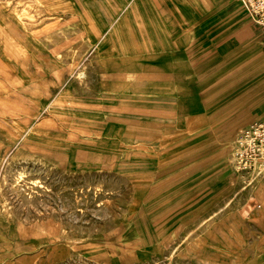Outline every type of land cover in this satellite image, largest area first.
Returning <instances> with one entry per match:
<instances>
[{"label":"rangeland","instance_id":"374dc122","mask_svg":"<svg viewBox=\"0 0 264 264\" xmlns=\"http://www.w3.org/2000/svg\"><path fill=\"white\" fill-rule=\"evenodd\" d=\"M225 3L203 26L185 8L199 0H0V264H264L258 200L239 214L255 183L223 160L238 118L243 129L264 116L253 110L264 71L241 76L264 57L216 49L234 24L264 43V0ZM133 9L155 18L165 49L132 42ZM76 27L92 41L77 59L56 41L75 44ZM222 94L217 111L234 118L214 147L208 125L187 129L184 117ZM232 191L227 224L169 259L183 228Z\"/></svg>","mask_w":264,"mask_h":264},{"label":"crops","instance_id":"0c3cea01","mask_svg":"<svg viewBox=\"0 0 264 264\" xmlns=\"http://www.w3.org/2000/svg\"><path fill=\"white\" fill-rule=\"evenodd\" d=\"M200 5V6H199ZM199 5L197 6V8L189 9V7H185L188 8L189 12H190V17L194 19H196L197 23L202 24L203 26L205 24H207L209 22V20L211 21L212 19H219L221 18L222 11L223 9H226V11L228 10V5L225 3V0H199ZM184 7V6H183ZM185 10V9H184ZM130 21L129 24H131L132 28H133V32L137 35L136 39L132 42H137V43H141L142 42H147L149 40V38L152 40H155L157 47H160L161 49H165L166 45L165 42L160 40V39H156V21L154 20L155 18L151 17V18H144V16H141V14L137 11V10H128V13L126 15ZM147 19V20H146ZM231 20L228 19V23ZM227 23V22H225ZM237 23V22H236ZM239 24H234V26L232 27V30L230 31V34L233 33L234 37L236 38V41L234 42H229V35L228 34L226 37H223L222 40H220L219 42H216V49L218 50V53L224 54L226 53V58L229 59L231 58L233 55H237L238 57L236 58H255V57H264V43H262V39L261 38H254L249 40L248 36H247V32L249 30V25L248 24H242L240 25V27L236 28V26H238ZM223 25H220L219 27L217 26L214 30L216 31L217 28L220 29V27H222ZM205 34V33H204ZM201 35V34H200ZM228 41V42H227ZM159 44V45H158ZM244 47V48H243ZM255 48V49H254ZM195 51L200 52L199 49H195ZM249 54V55H248ZM178 58V55H173L172 58ZM184 56H182L183 58ZM244 61V60H241ZM240 61V62H241ZM240 62H236L233 63L231 65V70L232 73H230L227 77L229 76H236V72H237V66ZM109 69V76H111L113 73L115 72H111L112 69L115 68H110ZM111 69V70H110ZM221 77V76H220ZM219 77V78H220ZM116 78V77H115ZM235 80L237 81L238 78L234 77ZM109 79V77H108ZM107 80V79H106ZM105 80V81H106ZM253 90L256 91H262V96L260 97V100L257 104V108L253 109V110H257L260 109L262 112H264V83L261 82H255V79L253 80ZM106 83V82H105ZM231 82L228 84L230 86ZM236 85H232L231 90H233L234 92L237 90V87L239 86L238 82H235ZM182 88L179 89H186L184 85V83H181ZM226 85H223L222 88L225 89ZM172 89V88H176L175 86H170L168 87V89ZM231 90L229 89V93L231 92ZM218 99H216V102L214 103L216 106H211V104H205L203 107H199L200 109L198 111H196L195 115H191V116H187L184 117L185 121V126L187 129H190L193 125H208L209 129L204 130V133L207 132V130H209L210 132L213 133L214 135V140L213 143L215 144L214 147H217L218 144H223L226 142L225 139H223V131L222 129L224 128V125L222 126V124L227 123L229 121V119L234 118L233 116V108H231V106L229 107V111L224 112V110H218V108H222L223 105L225 104L226 101V96L222 94L221 96L217 97ZM252 110V111H253ZM202 111V112H201ZM216 112V113H215ZM215 113V114H214ZM249 113V112H248ZM247 113V114H248ZM255 115L249 114L248 116H246L247 118H253ZM257 117H260V114L257 115ZM227 121V122H226ZM245 121V120H244ZM222 126V128H221ZM222 187L217 190L216 195H218L219 193H221L222 191Z\"/></svg>","mask_w":264,"mask_h":264},{"label":"bare ground","instance_id":"6f19581e","mask_svg":"<svg viewBox=\"0 0 264 264\" xmlns=\"http://www.w3.org/2000/svg\"><path fill=\"white\" fill-rule=\"evenodd\" d=\"M70 21V20H69ZM91 29H93V31H95V28L92 27V23L91 26L89 28L90 32H93ZM70 30V29H69ZM52 31V30H51ZM74 33L73 34H77L79 38V40H77L75 42V44H73L72 42L74 41V37L73 39H66V37L61 34V36H59L56 41L59 42V40L62 41V39L65 41V43L68 44L67 48H66V52L65 54L70 55L71 57L77 59L79 57L80 51L85 48V49H89V47H91L92 45V41L89 40L88 38H85L83 36V32L85 31L84 28H80V27H76L75 30H73ZM53 32V31H52ZM57 33V32H56ZM72 34V35H73ZM93 34V33H92ZM53 35V34H52ZM57 36V35H56ZM228 42V41H227ZM61 43V42H59ZM58 43V44H59ZM55 44V43H53ZM62 44V43H61ZM52 47V46H51ZM57 47V46H56ZM244 48V47H243ZM57 49V48H56ZM60 49V48H59ZM255 49V48H254ZM58 51V50H57ZM65 51V50H64ZM227 55V54H226ZM249 55V54H248ZM66 56V55H64ZM70 60V59H69ZM67 61V60H65ZM255 64V65H254ZM89 66V65H88ZM242 65H240L241 67ZM239 67H237L238 69ZM261 68L262 71H264V60H262L261 63L256 64L253 63V66L250 65L247 68V71H245V73L241 74V76L245 75L246 73H249L250 71L253 72V70L259 69ZM80 73V70H79ZM81 74V73H80ZM74 75V74H73ZM101 76V75H100ZM259 80H261V82H264V73H261V75L259 76ZM83 82V81H82ZM242 82V81H241ZM257 82V81H256ZM250 84V83H249ZM223 85V84H222ZM256 91V90H255ZM257 94V93H256ZM237 95V94H236ZM233 95V96H236ZM233 96L229 99L232 100ZM241 96V95H240ZM227 98V97H226ZM236 98V97H235ZM242 98V97H241ZM253 99V98H252ZM237 101V100H236ZM247 101V100H246ZM249 101V100H248ZM232 108V107H231ZM202 112V111H201ZM242 119L238 118V121L236 124H234V127H236L235 130L231 129L226 136V139H228L227 142V150L225 153V156L223 157V160L225 162V164L227 165V167L230 166V163L232 164V166L234 167L235 163V157H234V150H233V143L235 141V139L238 136V132L241 131L242 129V124L244 122L240 121ZM264 162V161H262ZM229 165V166H228ZM51 172V171H50ZM33 175V174H32ZM240 176V175H239ZM29 177V176H28ZM247 178L245 182H248L247 185L251 184V183H255V187H253L252 189V193L246 197V207L243 209V211H240L239 214H243V215H247L250 212H252L251 210V206H250V202L252 200L257 199L258 200V208L261 210V212H264V171L262 172H257L256 170H252L249 172V174L246 176ZM240 177L237 178V181H239ZM243 181V179H242ZM232 182V180H231ZM30 187V186H29ZM28 188V187H27ZM117 192V191H116ZM73 193V192H72ZM203 193V192H202ZM233 191L225 196L222 197L220 204H216L215 206H213L212 208H210L206 213H202L201 215L198 216L197 220L193 223L192 226H186L183 228L182 232L180 233V236L178 237V241H176L175 245H173V247L171 248V250L169 251V259L172 258L173 255L181 253V250H188L190 248H193V244L195 242H198L200 240L199 236L202 232L204 231H211L214 227H216L218 225V223H224L227 224V221L225 220V218L229 215H225L228 211L226 210L231 203L234 201V197L232 195ZM204 195V194H203ZM27 196V195H26ZM13 197V196H12ZM57 197V196H56ZM81 200V198H80ZM219 201V200H218ZM18 202V200H17ZM37 202V201H36ZM47 202V201H46ZM199 203V202H198ZM201 204V203H200ZM32 206V205H31ZM199 206V205H198ZM197 206V207H198ZM191 208V207H190ZM105 210V209H104ZM52 211V210H51ZM89 211V210H88ZM198 211V210H197ZM203 212V211H202ZM205 212V211H204ZM196 213V212H195ZM201 213V212H200ZM42 214V213H41ZM193 214V213H192ZM82 217V216H81ZM14 220V219H13ZM57 220V219H56ZM195 220V219H194ZM230 220V219H229ZM232 225V224H231ZM235 225V224H234ZM222 226V225H220ZM225 226V225H224ZM230 227V226H229ZM71 231V230H70ZM238 232V231H237ZM262 232V231H261ZM264 233V232H262ZM191 250V249H190ZM198 250V249H197ZM193 251V250H192ZM198 252V251H197ZM216 259V258H215ZM253 260V259H252Z\"/></svg>","mask_w":264,"mask_h":264},{"label":"built area","instance_id":"2783aa9c","mask_svg":"<svg viewBox=\"0 0 264 264\" xmlns=\"http://www.w3.org/2000/svg\"><path fill=\"white\" fill-rule=\"evenodd\" d=\"M233 150L236 170L247 173L264 171V116L241 129L233 143Z\"/></svg>","mask_w":264,"mask_h":264}]
</instances>
